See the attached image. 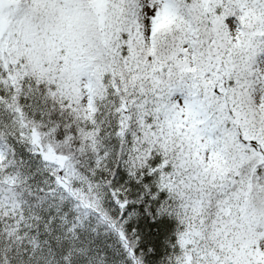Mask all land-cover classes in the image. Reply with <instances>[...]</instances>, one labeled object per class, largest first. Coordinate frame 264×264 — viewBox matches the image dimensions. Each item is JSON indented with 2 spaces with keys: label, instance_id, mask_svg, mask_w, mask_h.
<instances>
[{
  "label": "snow or ice",
  "instance_id": "1",
  "mask_svg": "<svg viewBox=\"0 0 264 264\" xmlns=\"http://www.w3.org/2000/svg\"><path fill=\"white\" fill-rule=\"evenodd\" d=\"M0 264H264V0H0Z\"/></svg>",
  "mask_w": 264,
  "mask_h": 264
}]
</instances>
